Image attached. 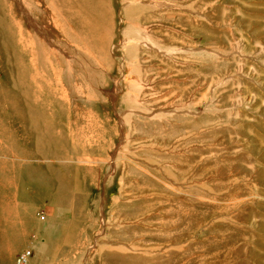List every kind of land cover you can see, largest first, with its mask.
I'll return each mask as SVG.
<instances>
[{
  "label": "rangeland",
  "instance_id": "374dc122",
  "mask_svg": "<svg viewBox=\"0 0 264 264\" xmlns=\"http://www.w3.org/2000/svg\"><path fill=\"white\" fill-rule=\"evenodd\" d=\"M26 249L264 264V0H0V264Z\"/></svg>",
  "mask_w": 264,
  "mask_h": 264
},
{
  "label": "built area",
  "instance_id": "2783aa9c",
  "mask_svg": "<svg viewBox=\"0 0 264 264\" xmlns=\"http://www.w3.org/2000/svg\"><path fill=\"white\" fill-rule=\"evenodd\" d=\"M29 255V250H22L17 255H15V264H26Z\"/></svg>",
  "mask_w": 264,
  "mask_h": 264
},
{
  "label": "bare ground",
  "instance_id": "6f19581e",
  "mask_svg": "<svg viewBox=\"0 0 264 264\" xmlns=\"http://www.w3.org/2000/svg\"><path fill=\"white\" fill-rule=\"evenodd\" d=\"M32 19V15L31 16H29V20H31ZM45 29V28H44Z\"/></svg>",
  "mask_w": 264,
  "mask_h": 264
}]
</instances>
